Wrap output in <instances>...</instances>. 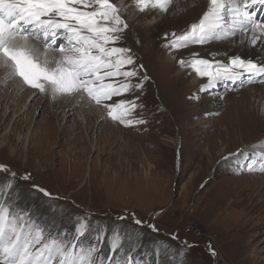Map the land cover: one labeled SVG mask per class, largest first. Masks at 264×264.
Instances as JSON below:
<instances>
[{"label": "rangeland", "instance_id": "1", "mask_svg": "<svg viewBox=\"0 0 264 264\" xmlns=\"http://www.w3.org/2000/svg\"><path fill=\"white\" fill-rule=\"evenodd\" d=\"M114 2L129 25L119 46L132 50L136 82L148 77L128 118L145 122L114 121L86 95L53 99L18 78L4 81L0 68V165L16 173L7 195L46 235L71 240L86 218L83 243L112 264H264V92L256 94L264 76L205 88L208 78L180 61L227 63L214 49L227 40L168 47L190 26L141 12L134 0ZM257 5L250 11L264 23ZM121 98L132 97L113 100ZM7 179L0 172V183ZM191 220L201 234L185 231Z\"/></svg>", "mask_w": 264, "mask_h": 264}, {"label": "snow or ice", "instance_id": "2", "mask_svg": "<svg viewBox=\"0 0 264 264\" xmlns=\"http://www.w3.org/2000/svg\"><path fill=\"white\" fill-rule=\"evenodd\" d=\"M257 3L264 0H205L206 11L197 22L180 35L172 33L173 39L166 46L186 48L238 34L247 37L253 47L264 44V23L250 11ZM134 6L141 12L151 8L168 13L175 9L176 0H134ZM128 27L121 6L114 0H0V68L6 70L3 79L18 78L23 85L53 99L86 95L95 105L104 107L114 121L126 126L144 123L128 118L139 107V97L133 93L142 91L143 81L148 79L144 75L136 82L140 73L132 50L119 46ZM180 63H189L199 76L207 77L205 88L214 81L246 77L251 82L264 76V61L239 54L227 63L204 58L182 59ZM126 95L132 98L113 100ZM240 154L230 153L223 159ZM259 155L264 159V152ZM0 172L9 173V179L0 183V264H104L105 260L112 264V257H102L98 248L83 243L88 232L86 218H80L71 240L67 234L46 235L45 229L7 195L16 173L6 165H0ZM38 191L50 196L45 189ZM135 223L143 221L135 219ZM150 227L156 230L154 225ZM120 247L117 231L111 250L116 252Z\"/></svg>", "mask_w": 264, "mask_h": 264}, {"label": "bare ground", "instance_id": "3", "mask_svg": "<svg viewBox=\"0 0 264 264\" xmlns=\"http://www.w3.org/2000/svg\"><path fill=\"white\" fill-rule=\"evenodd\" d=\"M204 5H205V0H176L175 9H170V11L168 13H161V15H159L157 13V9H152V10L158 16V17L156 16L157 19L163 20L168 24H170V23H173V24L185 23V26H183V27H186V24L188 26H190L192 23L197 22L199 16L202 15V12L206 11V7ZM257 6L260 8V5H257ZM261 7H264V6H261ZM145 11H147V10H145ZM153 11H152V13H153ZM256 20L259 21L258 18ZM178 28H182V27H177V29ZM161 31L162 30H160V32ZM169 31H170L169 29L165 30V31L161 32L159 35L162 36L163 33L169 32ZM157 32H158V30H157ZM209 45H211V44H209ZM212 46H215V45H212ZM218 46H219V44H218ZM212 49H213V47H212ZM214 49L216 51L218 49H221L220 53L221 52L223 53V56L225 57L226 60H229V58L232 57L233 55L239 54V55H242L244 57H249V58H254V59H257L260 61H264V44H257L255 47H253L250 45V43H248V38L242 37V36H240V34H238L237 37H235V38L228 39L226 42H224V44L221 47H214ZM201 50H203V49H201ZM218 53H219V51H218ZM17 81H20V80L18 79ZM251 86H254V85H251ZM261 92H264V83H262V85L259 87L256 94L260 96ZM93 105L94 104H89L90 111H92V110L95 111V108ZM90 170H89V173H90Z\"/></svg>", "mask_w": 264, "mask_h": 264}, {"label": "built area", "instance_id": "4", "mask_svg": "<svg viewBox=\"0 0 264 264\" xmlns=\"http://www.w3.org/2000/svg\"><path fill=\"white\" fill-rule=\"evenodd\" d=\"M185 231L187 233L192 234V235L201 234V228L199 226V223L197 221H192V220L190 221V223L188 225H186ZM217 261L218 262L215 264H229L227 262L222 261L221 258Z\"/></svg>", "mask_w": 264, "mask_h": 264}]
</instances>
